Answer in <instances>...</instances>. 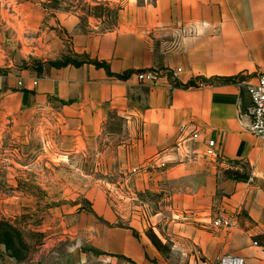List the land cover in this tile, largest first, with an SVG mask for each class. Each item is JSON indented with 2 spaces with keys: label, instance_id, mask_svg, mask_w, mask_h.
<instances>
[{
  "label": "crops",
  "instance_id": "crops-1",
  "mask_svg": "<svg viewBox=\"0 0 264 264\" xmlns=\"http://www.w3.org/2000/svg\"><path fill=\"white\" fill-rule=\"evenodd\" d=\"M83 1L94 11L0 0V57L19 44L44 58L39 71L11 63L0 71L1 103L24 112L55 102L94 130L116 113L131 136L120 146L121 189L157 197L155 217H166L158 219L160 233L153 229L170 255L184 264L224 257L264 264V139L249 133L243 117L246 84L264 70V0ZM181 25H199L198 34L180 37ZM67 56L81 64L47 63ZM93 61L127 76H109ZM145 69L181 71L143 85L134 72ZM214 77L236 80L182 87ZM209 141L215 156L205 155ZM221 218L232 227L216 226ZM115 243L110 253L131 264H163L144 236L121 233Z\"/></svg>",
  "mask_w": 264,
  "mask_h": 264
},
{
  "label": "rangeland",
  "instance_id": "rangeland-1",
  "mask_svg": "<svg viewBox=\"0 0 264 264\" xmlns=\"http://www.w3.org/2000/svg\"><path fill=\"white\" fill-rule=\"evenodd\" d=\"M46 8L94 11L83 0H48ZM0 59L6 74L7 65L36 69L44 58L18 44ZM85 125L55 102L16 112L0 101V264H131L110 253L121 233L146 237L163 264H184L157 234L166 217H155L157 197L121 189L120 146L131 143L124 121L109 113L99 130Z\"/></svg>",
  "mask_w": 264,
  "mask_h": 264
},
{
  "label": "built area",
  "instance_id": "built-area-1",
  "mask_svg": "<svg viewBox=\"0 0 264 264\" xmlns=\"http://www.w3.org/2000/svg\"><path fill=\"white\" fill-rule=\"evenodd\" d=\"M199 25H181L179 27V36H194L197 35V29ZM181 69H176L174 71H162L145 69L134 72L137 80L143 85H155L156 82L165 76L175 77ZM35 84V83H34ZM202 80H198L195 85H205ZM18 86H22V82L18 81ZM246 94L248 98V106L246 108L243 117L247 119V130L249 133L264 139V70L259 71L252 82L246 84ZM199 137L198 133H193L191 139L196 140ZM216 143L214 141H209L207 143V149L205 151L206 156L216 155ZM216 226H223L224 228H230L233 222L229 218L219 219L214 222ZM219 264H244L242 258L237 257H224L219 260Z\"/></svg>",
  "mask_w": 264,
  "mask_h": 264
},
{
  "label": "trees",
  "instance_id": "trees-1",
  "mask_svg": "<svg viewBox=\"0 0 264 264\" xmlns=\"http://www.w3.org/2000/svg\"><path fill=\"white\" fill-rule=\"evenodd\" d=\"M91 64H93L95 67L98 68H104L107 72V74L109 76H113L117 79H124L127 74H122V75H115V74H111L109 72L108 66L104 63H99V62H90ZM69 64L74 65L75 67L79 66L81 63L74 61L72 59H66L64 62L62 63H50L51 66L53 67H64L67 66ZM37 71L40 70V67H36ZM204 83H206L207 85H212V84H225V83H229V82H234L236 80V78H224V77H214V78H209V79H201ZM178 86V85H177ZM190 86H194V84L192 82L188 83L187 85H182V87H190ZM92 252L94 253V255H101L102 253L96 249H92Z\"/></svg>",
  "mask_w": 264,
  "mask_h": 264
}]
</instances>
